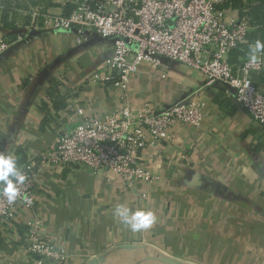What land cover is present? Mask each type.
Listing matches in <instances>:
<instances>
[{"label":"crops","instance_id":"0c3cea01","mask_svg":"<svg viewBox=\"0 0 264 264\" xmlns=\"http://www.w3.org/2000/svg\"><path fill=\"white\" fill-rule=\"evenodd\" d=\"M32 5L13 8V29L0 9V39L15 41L0 58V154L16 166L53 147L72 128L76 107L103 115L123 94L92 77L108 71L110 40L92 33L80 45L73 33L51 29L17 40ZM165 63L142 64L132 76V104L192 97L204 115L200 127L176 126L166 141L139 152L157 180L128 188L83 166L40 173L35 214L42 236L67 252L64 264H264V126L226 85L205 86L199 71ZM118 204L151 210L156 222L133 232L113 214ZM28 218L21 212L0 229V264H35L24 244Z\"/></svg>","mask_w":264,"mask_h":264},{"label":"built area","instance_id":"2783aa9c","mask_svg":"<svg viewBox=\"0 0 264 264\" xmlns=\"http://www.w3.org/2000/svg\"><path fill=\"white\" fill-rule=\"evenodd\" d=\"M7 0H0L4 9ZM59 12L33 6L27 11L28 24L19 26L17 40L44 30L69 31L77 44L87 43L90 34L112 42L107 57L108 71L92 77L123 91L119 107L103 115H87L76 107L73 126L63 132L56 144L30 156L18 168L26 179L16 186L19 195L8 203L0 182V229L12 226L21 212H28L24 244L35 264H64L68 254L42 236L43 220L36 216V189L40 173L49 168L86 167L92 172H109L132 188L136 182L147 184L158 177L150 172L139 152L166 141L176 126L200 127L203 108L194 98H184L155 106L145 102L134 106L129 88L132 76L142 64L166 67L171 60L199 71L205 86L224 84L237 104L259 125L264 126V91L253 80V73L264 69V53L256 63L249 59L241 65L230 61L232 50L247 42L252 30L241 18L231 0H65ZM66 4L73 8L66 12ZM18 6L13 1L11 8ZM0 39V58L14 44ZM14 179V178H13ZM15 182V181H14ZM144 200L147 193H142Z\"/></svg>","mask_w":264,"mask_h":264},{"label":"trees","instance_id":"16d2710c","mask_svg":"<svg viewBox=\"0 0 264 264\" xmlns=\"http://www.w3.org/2000/svg\"><path fill=\"white\" fill-rule=\"evenodd\" d=\"M14 0H7L5 2V7L2 10L4 17L2 18L6 28L13 29V19L15 18V11L11 8V4ZM18 2V6L23 2H29L31 4H36L44 10L49 7H55L62 5L65 0H15ZM233 7L239 10L241 18L248 20L249 25L252 30L247 35V42L244 43L241 48L232 50L230 53V61L233 64L241 65L245 60L248 59L249 46L254 45L255 41H264V0H231ZM73 8V5L66 4V12H69ZM18 34V33H16ZM264 53V52H263ZM254 82L258 85L260 89H263L264 85V69L258 72H254L253 75ZM264 91V90H263ZM23 158L18 161L17 169L26 161Z\"/></svg>","mask_w":264,"mask_h":264},{"label":"clouds","instance_id":"9594fccd","mask_svg":"<svg viewBox=\"0 0 264 264\" xmlns=\"http://www.w3.org/2000/svg\"><path fill=\"white\" fill-rule=\"evenodd\" d=\"M262 52H264V41H255L254 45L249 46V61L256 63ZM25 179L26 177L18 171L15 159L10 155L0 154V182L5 184L3 195L7 198L8 203L11 204L16 200L19 195L16 185L23 183ZM113 214L133 232L148 230L156 222L153 211L145 208L131 211L126 204H118Z\"/></svg>","mask_w":264,"mask_h":264}]
</instances>
